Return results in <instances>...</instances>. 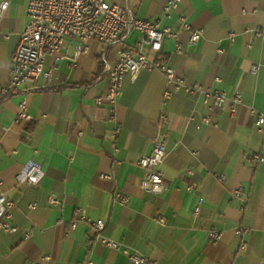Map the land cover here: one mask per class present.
Here are the masks:
<instances>
[{"label": "crops", "instance_id": "0c3cea01", "mask_svg": "<svg viewBox=\"0 0 264 264\" xmlns=\"http://www.w3.org/2000/svg\"><path fill=\"white\" fill-rule=\"evenodd\" d=\"M171 1L112 3L177 34L163 41L158 55L147 48L144 53L173 68L196 92L174 90L161 73L141 71L125 78L112 116L107 105L96 104L107 88L104 67L140 40L133 31L109 46L91 39L88 53L74 61L77 40L65 39L44 59L51 78L41 77L35 89L0 104V193L15 204L10 223L16 227L13 233L0 230V264H132L124 249L151 264H264V161L251 159H264V127L257 131L251 111L264 115V37L258 35L264 32V0H181L165 12ZM0 2L8 3L0 18L4 86L26 26L27 0ZM183 21L203 30L197 44L187 45ZM207 90L238 92L236 114L228 105L209 110L202 94ZM22 97L31 121L16 119ZM157 138L164 139L165 190L151 195L140 188L144 171L137 161L151 153ZM28 160L41 165L44 177L37 185H17ZM116 189L130 196L127 205L113 201ZM50 195L61 203L50 205ZM81 217L104 222L99 236ZM212 231L220 234L215 242Z\"/></svg>", "mask_w": 264, "mask_h": 264}, {"label": "built area", "instance_id": "2783aa9c", "mask_svg": "<svg viewBox=\"0 0 264 264\" xmlns=\"http://www.w3.org/2000/svg\"><path fill=\"white\" fill-rule=\"evenodd\" d=\"M181 0H173L168 3L165 12L174 8ZM8 3L0 2V18L7 10ZM26 26L20 34L19 42L11 59L10 78L6 85L0 86V104L7 101L16 94L26 90L35 89L36 82L44 77L46 80L51 78L50 72L44 71V59L47 55L57 52L63 41L67 38L77 40L73 57L74 61L78 56L87 54L89 51L88 42L92 39L105 46L120 42L126 36L136 31L140 34V40L134 47H124L118 51L117 60L112 67L105 66L107 76V88L103 96L95 99L96 104H105L109 112L114 114L117 99L122 90L123 82L127 76L136 77L141 71L159 72L166 81L173 85L174 90L186 89L189 92L197 91L196 87L187 88L184 79L177 75L173 68L159 59H150L145 53L147 48L151 53L158 55L161 52L163 41L166 38L175 39L177 34L171 32L169 28H160L157 22L147 19L135 18L128 9L117 6L107 0H27L26 6ZM181 28L189 33L187 45H195L203 36L202 29H193L186 22H182ZM259 36L264 37V32H259ZM175 52L183 53V46L175 44ZM257 66L251 68V74L256 75ZM218 80V79H216ZM172 92L166 91L165 99L171 97ZM203 101L211 111H220L228 105L231 116L237 112V107L241 104V96L238 92L232 96H227L221 90L203 91ZM251 111L256 115V127L258 132L263 131L264 115ZM17 121H31L32 117L27 112V101L22 97L18 104ZM203 123L208 124V119H202ZM118 129L113 131V137ZM166 156L164 139L157 138L149 155L140 157L137 165L143 169L144 175L140 182V188L151 195H160L165 190L163 173L160 169ZM253 161L263 162L264 159L253 154ZM192 176L193 172L188 171ZM44 177L41 165L33 160H28L21 171L16 175L17 185L33 186L39 184ZM100 178L111 179V176L101 174ZM222 182L223 176L217 177ZM1 185V183H0ZM189 189L191 186L188 187ZM239 193V191H238ZM237 193V194H238ZM113 201L121 205H127L130 196L120 190L113 191ZM50 205L61 203L60 197L50 195L48 197ZM15 204L3 193H0V230L13 233L16 231L10 223L11 210ZM34 204L30 205L33 208ZM199 206L195 209L198 214ZM81 220L90 225L92 231L99 236L104 228L102 220L92 221L86 217ZM75 224L72 225V228ZM246 232L238 229L237 233ZM220 234L217 231L210 233V239L217 241ZM99 242L110 249L117 250L118 244L107 238H100ZM246 243L242 242L240 250L246 249ZM132 264H151L150 261L135 252L122 250ZM84 264H93L86 261Z\"/></svg>", "mask_w": 264, "mask_h": 264}, {"label": "rangeland", "instance_id": "374dc122", "mask_svg": "<svg viewBox=\"0 0 264 264\" xmlns=\"http://www.w3.org/2000/svg\"><path fill=\"white\" fill-rule=\"evenodd\" d=\"M107 2H109V3H112V2H113V0H107Z\"/></svg>", "mask_w": 264, "mask_h": 264}]
</instances>
